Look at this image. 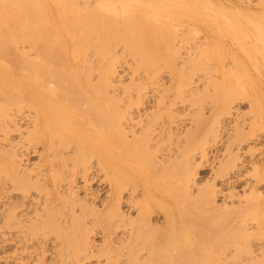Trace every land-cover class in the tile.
I'll return each instance as SVG.
<instances>
[{
  "label": "bare ground",
  "instance_id": "1",
  "mask_svg": "<svg viewBox=\"0 0 264 264\" xmlns=\"http://www.w3.org/2000/svg\"><path fill=\"white\" fill-rule=\"evenodd\" d=\"M22 1L11 0L8 7L0 9V20H3L0 21L2 25H0V54H3V57L8 56L10 59L9 62L11 64L13 63L12 65L16 63L13 61L17 59L18 66L15 68L14 66L9 67L3 66V64L0 65V74L1 71L6 73V75H0V90L4 91V93L0 92V250L1 253L2 251L5 252L8 250L7 248L11 250L10 253L6 251L7 255L3 256L5 263L208 264L214 262L213 264H240L241 259H243L241 258L240 252H237L240 248L233 247L238 249L234 252L231 250V254L234 253L231 256L226 252L228 250L230 253L229 250L232 248L230 247L231 245L229 246L230 249H228L227 246V250H223L224 252L221 251L224 246L227 245L225 243V236L222 237L223 239L221 238L222 241L224 240V244L222 242L223 247L220 244L221 242L219 243L220 245L216 244L219 241L214 244V239H205V242L212 246H209V248L211 247L209 249L207 244L203 241V235L205 234L203 233L202 235L201 233L203 232L202 229L207 227V225H217L222 223L220 221L229 222V225L230 223L239 224L241 228H244L243 226L246 224L247 220H249L250 215L260 223L262 205L260 200L256 197L257 194L254 190H252L253 193H248V195L256 194L254 197H249L246 195L247 193L245 194L248 196L245 201L247 204H243L244 202L240 199L239 203L241 205L238 209H231L232 206H229L230 209L226 207V198L231 197V201H233L238 195H235V188L239 187V185H243L244 172L246 171L243 169L247 165L240 166V164L248 161V156L245 153H249L252 149L243 154L240 153V149L243 142L247 140L251 141L253 135L257 134L258 128L256 123H250L251 130L248 132L244 130L245 127L243 125L249 124L245 123L241 125L244 128L242 127L243 129L239 133L238 131L241 127L237 126L238 122L236 123V129L239 128L237 130V139L235 137L236 135L233 136L234 138L232 137L234 140L230 136L231 140H229V142L233 141L231 145H229V142L227 145L224 144L225 147L228 146L226 150H228L229 153L226 150L223 151L229 154V157L226 156L228 159L224 164L221 163L222 165L220 164L221 166L219 165V168L215 169L212 167L210 169L212 171V173L210 172L212 174H210L212 176L211 181L208 179L205 184L200 185L202 187H199V189L197 188V194V192L194 191L195 189L193 190V184H195L196 181L195 176L203 165L206 167L209 165L206 164V161H209V153L212 148H216L217 150L219 147L217 146L219 143L218 139L222 138L219 124L222 120H218V122H214L216 119L212 120V126L214 123L215 126L212 127L210 125V127L213 129L208 125V129L203 131L198 130L194 132L196 126L193 127V132H187V130V133L185 132L186 137L182 140L184 144L179 141L180 138L176 139L179 142H177L179 145L176 143L177 147L173 142L175 139L172 140V138L179 136L171 137L176 132L173 134L168 128L169 133H167V136L169 137V134H172L169 137L171 140H169L175 147L170 144L171 147H167V149H164V147L161 148L162 145H160V142L162 141L159 140L165 137L164 135H162L163 137L160 135L158 140L155 139V141H157L156 143L154 141L155 145H153V143L149 145V142L152 140V138L148 136L149 134H144L147 137L145 138V136H143L141 140L133 135L138 141H135V138V140L132 139L133 141H129L131 134L128 137L127 131H129V129L127 128V130L125 128V120L128 119V117L130 118L127 112V109L130 107L126 108L125 105H121V99L118 97L117 90L115 91V83L113 84L111 83L112 81L109 80V74L113 75L111 74L112 72L116 73L115 70L117 67L114 65L116 63V57L112 55V52L109 53L110 51H108V47L106 46L108 45L107 43H105V45L103 41H101L102 44L99 41L101 40V32L99 33L100 37L97 36L99 40L93 38L94 40H98L95 42H93L94 40L91 38L89 32V30L92 32L93 30H97V23L101 25L103 22L109 20L108 18L105 20L106 17H108L106 13L108 10L106 9V11L104 9L105 6L101 4L96 5V2V7L93 4L95 8H92V2L89 5L88 0L83 3L78 2L79 4L76 3L75 0H53L54 3H51L49 0H41L42 4L46 7V12L43 11V13L45 12V14H43L41 12V8H43L42 4L40 3L41 5H39V7L41 6L40 9L35 5L38 0H35L36 2H34L33 5L31 4L32 2L27 4V2L30 1H24L23 3ZM8 4L9 2L3 6H7ZM33 7L35 8L34 10H37L35 13ZM14 11L16 12V16L13 14L15 13ZM36 13V17L40 13L43 16L40 15V18H35ZM17 14H19V16ZM110 15L114 16V12L111 13L110 11ZM135 18L138 19L139 17ZM132 19L134 21V17ZM146 19L147 18H145V20ZM126 20L127 18H125V22ZM140 20H138L139 24H136L140 25ZM128 21L129 19L127 22ZM132 22H130V26H132V24L134 26L135 22ZM149 22L146 21L144 26L146 23L147 26L149 24L152 25V23ZM130 23H127L128 26ZM116 24L117 29H119V22ZM108 26L110 25H107V27ZM120 27L124 26L122 25ZM157 28H159L158 25ZM139 29H141L139 30L141 34L138 31L141 36L146 30H142L141 27ZM154 29L156 30V28ZM121 30L123 31V29ZM114 31L117 32V30ZM136 31L135 29L130 30L131 33L134 32L132 33V37L134 38V34H136V37H139ZM110 32L111 31H108L107 33ZM115 32L113 33L114 36L116 35ZM127 32L124 33L126 34ZM156 32L158 33L157 30ZM162 32L161 30L160 33ZM119 33H117V35L120 36ZM103 34L104 33H102V35ZM105 34L103 35L104 37ZM152 34H154V32ZM163 34L164 32L161 34L162 37L165 35ZM129 35L131 39V34ZM154 36H156V34ZM157 36L154 39L156 42ZM121 37L124 39L122 42H125L127 36L124 37L121 33ZM144 37L145 36H143V40ZM115 39L116 37L113 39L114 43ZM170 39L172 40V38ZM18 40H24L25 42V45L22 46V48H24L22 52H20V50L18 51L15 47V45L18 44ZM136 40L137 43H139L138 38H136ZM127 41L130 42L132 40L128 38ZM98 42L100 45L97 44ZM159 42H161V40ZM114 43L113 45L110 44L114 46ZM130 43L135 47L133 42ZM165 43L168 44L169 41H165ZM139 44L141 47L145 46V48H147L144 41L142 43L143 46L141 43ZM161 44H163V42H161ZM11 45L13 49L10 47ZM92 45L94 49L95 46L98 45L96 48L98 57L101 56L99 61L98 59L96 62L93 60V52L96 51V49H92ZM112 46L109 47L111 51ZM139 47L140 46L137 48ZM141 47L140 51L138 49V52L139 54L141 52L143 59L144 57L146 59H144L145 63H147L149 62L148 60H150L148 57L149 53L145 51L143 54ZM154 47L155 46H153V48ZM155 48L157 50L158 47ZM200 48L203 47L201 46ZM89 49L93 52L91 50L87 51ZM1 51H5L6 53H2ZM15 51L17 55L14 54ZM153 52H155L154 54L157 53L156 51ZM97 53H95L96 55L94 54L95 59L97 58ZM144 60H142L143 63ZM199 61L200 60L197 62ZM198 67L200 68L201 66ZM209 68L212 69L211 66L208 67V69ZM210 69L209 72L211 71ZM215 69L217 70L215 67L212 69V73H215L216 75H214L218 77V74L213 72ZM198 70L203 72L202 67ZM97 71L100 72V75H98V77H100H97V79L95 77V79H93V77L97 75L94 72ZM213 76L211 75L210 77L213 78ZM235 85H231V87L233 86L232 90L236 88V92L233 90L234 92L231 91L232 93L230 94L233 95L234 99H238L243 95L239 92V88L237 87L239 84L236 85V87ZM180 86L185 87L184 84ZM217 87L218 86H216V88ZM112 88H114V92L117 93L111 92ZM178 90L177 95L180 92L178 96L184 98L185 94L182 96L183 90H181V88ZM226 94V98L227 96L228 99L229 97L232 98L228 93ZM203 97L202 99H204ZM212 97H214V95L208 98ZM243 97L239 99H243ZM206 99L207 98L204 100ZM234 99H231L232 101L229 100L231 102L224 103L225 109L223 108V112L220 110L222 112L221 114H224V112H226L225 114L231 113L230 106H232V102L235 101ZM158 100L160 101V99ZM175 100L173 99L172 103L176 104ZM179 100L181 101L182 99ZM12 101H16L17 103L25 102L26 104H24L27 108L24 109H27V111H16L11 109ZM159 101L157 102L159 103ZM201 102L202 100L199 103ZM131 103L132 102H130V105H132ZM199 103L197 105H199ZM203 103L204 102H202V104ZM248 115L251 114L248 113ZM242 117L244 116H241V118ZM132 118L131 115V119ZM204 118L206 117H203V119ZM234 120L236 122V118ZM247 120L244 122H251ZM127 121H130V119ZM133 121L132 119L131 124ZM200 121H202V119ZM134 122L135 127L137 121L135 120ZM147 122H150V120ZM24 125H26L29 130L24 128ZM149 125L148 127H144L146 128L144 129L142 124L140 127L143 129L141 130H145L149 133L152 124L151 127H149ZM260 125L262 124L260 123ZM131 126L129 127L130 129L134 128ZM200 127L202 126L200 125ZM247 127L248 126L245 128L246 130ZM22 129H26V132L22 131ZM134 129H131V131L133 132ZM154 131L156 130L154 129ZM151 132L153 131L151 130ZM15 133L20 134L19 137H13ZM152 134L154 135V133ZM177 134H179L180 137L183 135L181 133H176L175 135ZM220 141L222 140L220 139ZM165 142H163V145ZM234 142L239 143L235 145ZM234 145L238 147L237 150ZM38 146L43 149L41 153L39 151L41 148L39 149ZM150 146L155 148H153V152ZM155 150L158 152L163 151L162 153L164 156L159 157L160 162H156L158 160L157 155V160L154 163L152 157H156L158 153L156 152L154 156L153 153ZM252 152L255 153V151ZM252 152L249 153L250 158L253 157ZM256 154H254V157ZM29 155L39 157L38 162L32 167H29V165L25 166L27 164H24L26 161V163H28L31 160L29 159ZM197 155L201 157L202 161H205L204 164H195L194 160ZM140 157H142V160L144 159V162L147 161L149 164L153 162L156 170L159 169L161 173H156H159L162 177L156 178L157 175L154 180L160 179V181H162L165 179L163 183L165 185L161 184L164 187H162L163 189L158 188L155 181H151L154 177H152L151 180L148 179L147 173L151 172L152 169L145 166L144 169L139 167L141 165ZM161 158H163V160ZM258 160L260 161V159ZM165 162L168 163L166 164ZM256 166L257 165L253 168V173L254 176L257 177L259 168ZM171 169L177 171V174L179 171V175L176 174V179ZM153 170L155 169L153 168ZM170 171L173 172L172 177L176 180L174 181L176 183L174 187L172 185L173 179L170 181L168 179L171 173ZM248 174L253 175L251 172ZM164 175L166 178L163 177ZM217 181L222 183L220 188L216 187ZM175 192L178 194L172 195V193L174 194ZM171 195L174 196V201L170 199ZM177 196H179V200ZM220 196L224 197V202L226 201V205H223L225 206L224 208L219 205V202L217 204V199ZM242 204L244 206H242ZM235 206L233 208H235ZM250 208L253 210L251 209L252 212L248 213L247 209L250 211ZM159 216L163 217L160 224L158 222L156 223L155 220ZM217 221H219V223H217ZM251 222L252 221H250V223ZM200 227L202 229H199ZM255 227L257 228V226ZM207 228L209 229V227ZM246 229L250 233L251 230L248 228ZM246 229L244 231H246ZM187 230L190 231L188 232ZM195 230H198L197 233H200V235L196 238L197 241L190 242L191 239H194L191 232L194 233ZM239 233L243 236L241 238L243 240L248 235L246 233ZM252 234H250V236L248 235V237H251ZM97 238H100V242L97 241ZM183 239H186L187 244H184ZM217 239L220 240L218 237ZM240 241V244L243 243ZM194 243L198 244L192 246L191 244ZM217 245L220 246L218 247L221 250ZM250 247L253 251L252 245ZM212 248L218 249L217 251L214 250L216 253L212 252ZM226 253L230 258L224 259L222 257L227 256ZM252 253L254 254L255 252ZM263 253L262 250L261 257ZM3 257H0V262ZM211 257H215V259L211 260ZM245 257L246 256H244V259L247 258ZM254 259L255 260L252 261L251 264H264L259 256Z\"/></svg>",
  "mask_w": 264,
  "mask_h": 264
},
{
  "label": "rangeland",
  "instance_id": "2",
  "mask_svg": "<svg viewBox=\"0 0 264 264\" xmlns=\"http://www.w3.org/2000/svg\"><path fill=\"white\" fill-rule=\"evenodd\" d=\"M18 1H22V0H18ZM24 1L25 2L30 1V2H27V4L28 3L30 4L32 2L31 4L33 5L34 2H36L37 0L36 1L35 0L34 1L24 0ZM24 1H22V3ZM40 1L41 0H38L37 3H35V5L38 6L37 8H39V9L41 7V6L39 7V5H41L42 1H45V0H42L41 2ZM49 1L51 3H54L53 0H49ZM75 1H76V3H78V2L83 3L86 0H80V1L75 0ZM88 1H89V5L91 2H92V6L94 4L95 7L97 4H101L102 6H105V8H104L105 10L106 9L108 10V11L106 10L108 17H106L105 20H107V18L109 20L103 22L101 25H99L100 23H97L96 24L97 30L96 31L93 30V32L89 30V32L91 34L90 36L92 39L93 38L98 39V37H100L99 33L101 32L100 33L101 34V37H100L101 40H99V39L98 40L100 42L103 41V44L107 43L108 45H106V44L105 45L108 47V51H110L109 53L112 52V55L117 58V59L115 58L116 63L114 64L115 67H117L115 70L116 73L112 72L111 74H113V75L109 74V80L112 81L111 83H113V84L115 83L114 84V86H116L115 91L117 90L118 93L114 92L115 87L112 88L111 92L118 94V97L121 99V105H123V106L125 105L126 108L130 107L127 109V112L129 113L130 118L128 117V119L125 120V128L129 129V131H127L128 137L131 134V136L129 137V139H130L129 141H133L132 139H134L135 137L141 140V138L143 136H145L146 134L147 135L149 134L148 136H150L152 138V140L149 142V145H151V143H153V145H155V143L157 142V141H155V139L158 140L160 135L161 136L164 135L166 138L163 136L162 137L165 139L166 142L164 141L163 138H160L159 141H162V142H160V145H162L161 148L164 147V149H167V147H171L172 145H173V147H175L176 143L178 142L176 139H178V138H180L179 141L182 142V140L185 139L187 132H190V131L193 132L192 131L193 127L196 126V128H194V132H196L198 130L203 131L205 129H208L207 128L208 125H209V127H210V125L212 126V123H213L212 120L216 119V120H214V122H216V121L218 122V120L219 121L222 120L219 124L220 125L219 129L221 131V137L222 138H219L218 139L219 141L217 140L219 142L217 144V146H219V147L217 148V150H216V148L215 149L212 148L211 152L209 153V161H206V164H209V165L207 167L203 165L198 170V172L195 176V179H196L195 184H193V190L195 189L194 191L197 192L198 191L197 188L199 189V187H202L200 185L205 184L208 179L211 181L212 171L210 169L212 167H214L215 169L219 168L222 164H224L226 162V160L228 159L226 156L229 157V154H228L229 152H228V150H226V147L228 148V146L225 147V145H227L229 143H230L229 145H231V142H233V141L229 142V140H231V138L235 135H236L235 137L237 139L238 133L240 131H242V129L244 127L246 128V126H248L247 130L245 128H244V130L247 132L250 131L251 130L250 123L251 124L256 123L257 128H258L257 132H256L257 134L253 135V137L251 138V141L247 140V141L243 142L241 145V149H240V153H242V154L247 152V151H250L251 149L252 150L249 153H251L252 151H255V153L252 152L253 153L252 158H250V154L248 152L245 153L249 157V158L247 157L248 161H246L243 164L242 163L240 164V166L241 165H245V166L247 165L243 169L244 171L246 170L244 172L246 177L244 176V180L242 183L243 185H239V187H236L237 189L235 188V190H234V192H236L235 195L236 194H238V195H237V197L234 196L235 197L234 199L232 197L233 201H231V197L230 198L228 197V198H226L227 199L226 200L227 203H226V201L224 202V197L220 196L217 199V204L219 202V205L221 207L223 205L227 204L228 205V206L226 205L227 208L229 206L230 207L232 206L231 209H236V208L238 209L241 205L239 203L240 199L244 202L243 204H247V203H245V201L248 198V196L254 197L257 194L256 197L260 200L261 205H262V210L260 213V223H258L255 219H253V217L250 215L249 220H247L246 224L243 226L245 229L246 228L250 229L251 230L250 233L248 232L247 229H246L247 232L244 231L245 229L241 228V226L239 224H238L239 226L236 224H231V223L229 225L228 224L229 222L227 223V222L220 221V220L219 221L222 223H219V221H217V223H219L217 225H214V224H212L211 226L207 225V227H209V229L207 227H205L203 229L200 227L199 229H202V231H203L201 233L202 235H203V233L205 234V235H203L204 236V238H203L204 242L207 239H209V240L214 239L215 240L214 244L219 241L216 244H219L221 242L220 244L222 245V242L224 244V240L222 241L221 238L225 236L224 237L225 243L227 244V245H225L226 247L224 246L225 249L223 248L221 250L219 248L220 244L217 245V247L219 246L218 248L222 252H224L223 250H227L226 249L227 246H228V249H230L229 246L231 245L230 247H232V248L229 250L230 253L228 252V250L226 251L229 254V256L234 254V253L231 254V250H232V252H234L235 250L237 251L238 248L241 249V247H242L241 251H240V249H239V251H237L238 253L240 252V255L242 256L241 258H243V259H241V263L239 262L240 264H244V263L245 264H251L252 261L255 260L254 258L258 257V256L260 259H262L261 261L264 262V258H263L264 253H263V256L261 257L262 250L264 252V249H263L264 248L263 247L264 246V218H263L264 217V207H263L264 206V171H263L264 170V162H263L264 161V0H99V1L98 0H88ZM8 2H9V4L7 6H3L5 4H7ZM10 2H11V0H0V9H4V8L8 7L10 5ZM95 3H96V5H95ZM36 6H35V8H36ZM42 6H43V8H41V12L42 13H43V11L46 12V9H45L46 7L43 4H42ZM94 6L92 8H95ZM35 8L33 7V10ZM43 9H45V10H43ZM20 11H21V9H20ZM36 11L37 10H34V13ZM110 11H111V13L114 12V16L110 15ZM45 12L43 14H45ZM13 14H15V16H16V12ZM134 14L135 15L137 14V15L135 16ZM17 15L19 16V14H17ZM36 15H37V13L35 14V18H40L39 16L42 14L41 13L38 14L37 17H36ZM125 15H127V16H125ZM138 15H140V16H138ZM124 17L127 18V20L129 19V21H128L129 23L133 21L132 18L134 17V21H133V22H135L134 26H133V24H132V26H130L131 23L128 26V24H127L128 22H127V20L125 22ZM135 17H139V18L137 19ZM112 18H114L116 21L117 20H119V21L116 22ZM145 18H147V19L145 20ZM120 19H122V20L124 19L123 20L124 22ZM135 19H136V21H135ZM140 19H142V20H140ZM138 20H140V23H141L140 25H138L139 24ZM148 20L151 22H149ZM0 21H3V20H0ZM102 21H104V20H102ZM146 21L149 23H152V25H150L148 23L149 24L148 25L149 27H148L146 25L147 24L146 23L145 24L146 27H145L144 23ZM152 21L155 22L159 28H157V25L155 23H153ZM118 22H119L120 26L123 25L124 27L119 26V29H117L116 23H118ZM123 23H125V24H123ZM136 23H138V24H136ZM0 25H1V23H0ZM107 25H110V26L107 27ZM142 25L144 26V29H143ZM115 26H116V28H115ZM150 26H151L152 30H151ZM140 27L142 28V30H144V31L146 30L145 32L142 33L141 36L139 35V32H140L139 30H141V29H139ZM154 28H156V30L158 31L159 34L156 32V30ZM162 28H164V29H162ZM121 29H123L124 32H127V31H129V32H127L125 34ZM132 29L137 30L136 32L139 35V37L138 36L136 37V34H134L135 38L132 37V35H133L132 33H134V32H132V33L130 32V30H132ZM159 29H160V31H159ZM100 30H102V31H100ZM114 30H117V32H115ZM118 30H121L122 32L118 31ZM161 30L165 34V35L163 34L164 38L161 35L163 32L160 33ZM106 31L107 32L111 31L110 32L111 34L107 33ZM113 31L116 34L115 36L113 35V33H114ZM95 32L97 35L95 34ZM105 32H106V34H105ZM153 32H154V34H152ZM170 32H171V34H170ZM102 33L105 34V37L103 36L104 34L102 35ZM117 33H119L120 36L117 35ZM121 33H122V36H124V37L127 36L126 37L127 39L129 38V40H132L130 42H133L135 47H133V45H131V43L129 41H127V39H125V42H122V40L124 41V39H122L123 37H121ZM129 34H131V39H130ZM140 34H141V32H140ZM155 34H156V36L158 34L157 42H156V40H154L156 38V36H154ZM109 35H111V36H109ZM160 35H161V37H160ZM143 36H145L144 40H143ZM150 36H152V37H150ZM165 36H166V40H165ZM110 37H111V39H110ZM114 37H116V39H117V41L115 39V43L118 42L117 44L114 43V40H113ZM104 38H105V40H104ZM136 38H138V42L141 44L144 41V43H146V45H147L146 46L147 48H145V46L141 47V45L139 43H137ZM170 38H172V40ZM139 39H141L143 41H141ZM96 40H94L93 42H95ZM160 40H161V42H163L164 45L161 44V42H159ZM111 41H113V42H111ZM165 41L166 42L169 41V43L167 44V43H165ZM109 42L112 45L114 43V46H112ZM17 43L18 44L15 45L16 49L18 51L20 50V52H22V49H24V48H22V46L25 45L24 40H18ZM97 44L100 45L99 42ZM101 44H102V42H101ZM97 46L98 45L95 46V49L97 48ZM110 46H112L111 47L112 51L109 49ZM138 46H140L142 48L143 54L145 51H147L149 53L148 54L149 55L148 57L150 58V60H148L149 62L145 63L146 59H145V57H144L145 60L143 59V57H142L143 55L141 54V52L139 54L138 49L140 51V47L137 48ZM142 46H143V44H142ZM153 46L158 47V48L160 47L161 48V49L159 48L160 51L158 50V48H157V50L155 47L153 48ZM201 46L203 48H200ZM10 47L12 48V45ZM92 47H93V45L91 46V48ZM92 49H94V47ZM145 49H147V50H145ZM151 49H153V50H151ZM90 50L91 49H89L87 51H90ZM5 51H3V52H5ZM87 51H86V53H87ZM151 51L152 52L153 51H156V52L159 51V52H157L156 54H154L155 52H153V54H152ZM93 53L94 54L97 53V49ZM14 54L17 55V52L15 51ZM94 54H93L94 58L92 57L93 60H95V62H96V60L98 59V61H99L101 56L98 57V53H97V58L95 59L96 54L95 55ZM0 55L2 56V57L0 56V61L3 62V63L0 62V65L3 64V66L4 65L9 66V67L14 66L15 68L18 67L17 61H16L17 59L16 60L13 59L14 60L13 62H16V63H14V65H12L13 63L11 64L9 62L10 59L8 58V56L3 57V54H0ZM151 59L153 62L151 61ZM142 60H144V63ZM198 60H200V61L197 62ZM148 63H150V64H148ZM199 63H200V65H199ZM198 66H201L203 68V72L198 70L201 68V67L199 68ZM210 66L212 69H214V67L217 68V70L215 69L213 72H216L218 74L217 75L218 77L215 76L216 75L215 73H212V69H210V68L209 69L211 71L209 72L208 67H210ZM219 70L221 73L219 72ZM225 70L227 73L225 72ZM180 71H181V73H180ZM94 73L97 75L94 76L93 79H95V77L97 79L98 75H100V72L97 71ZM225 73H226V75L228 74L227 76H229V77H227L225 75ZM2 74L6 75V73H3V71H1L0 75H2ZM211 75L212 76L214 75L213 78L210 77ZM222 75H223V77H222ZM184 76H186V77H184ZM110 77H112V78H110ZM180 79H183V80H180ZM185 80H187V81H185ZM214 80H216V81H214ZM182 84L185 85V87L182 86L184 88H182L180 86ZM235 84L236 85L239 84L237 86L239 88V92L245 98L243 96L239 97L237 95L239 98L243 97V99H239V98L234 99L233 95L230 94V93H232L231 91H233V90H235V92H236V88H234L232 90L233 86L231 87V85H235ZM236 85H235V87H236ZM216 86H218V87L216 88ZM179 88H181V90H183L182 96L185 94L184 98H181L180 96H178L180 94V92L177 95ZM238 88H237V92H238ZM0 92L4 93V91H1V90H0ZM239 92H238V94H239ZM243 92L246 94H244ZM226 93H228L229 96H231L232 98L229 97V99H228V96L226 98V95H227ZM198 94H199V96H198ZM218 94L220 97L219 96L217 97ZM211 95H214V97L208 98ZM203 96H206V97H203ZM175 97H176V100H175ZM202 97L204 99L205 98H207V99L204 100V99H202ZM164 98L166 99V101ZM178 98L182 99V100L180 101ZM235 98H237V97H235ZM138 99H139V101H138ZM158 99H160V101ZM173 99L176 101V104L172 103ZM197 99H198V101H197ZM231 99L235 100L234 102H232L233 103L232 106H230L231 110L229 109L231 111V113L225 114L226 112H224V114H221L225 109L224 105L227 102H231L232 101ZM201 100H202V102H204L203 104H202V102L199 103ZM229 100H231V101H229ZM157 101H159V103ZM15 102H13V101L11 102V109H14L16 111H18V110L27 111V109H24V108H27V107H25V104H26L25 102H24L25 104L24 103H17V102L15 103ZM130 102H132L131 103L132 105H130ZM194 103L196 106L194 105ZM198 103H199V105H197ZM248 113L251 115H248ZM245 114H246V116H245ZM131 115L133 117L132 119L134 121L135 120L137 121L136 126H135L136 128L134 127V125H135L134 121L131 124V122H132ZM241 116H244V117L241 118ZM203 117H206L207 119L208 118L209 119L208 120L206 118L203 119ZM198 118L199 119L201 118L202 121H204V122L200 121L201 119L199 120ZM235 118H236V122L234 120ZM129 119H130V121H127ZM245 119L246 120L248 119L247 121H251V122H244V121H246ZM146 120L147 121L150 120V122H147ZM155 120H156V122H155ZM146 122H147V124H146ZM237 122H238L237 126L241 127L240 130L238 131V133H237V130L239 128L236 129L237 128L236 127ZM149 123H150V125H149ZM245 123L249 124V125H243ZM260 123L262 125H260ZM130 124L135 128V129L131 128V129H134L133 132L129 128L131 126ZM142 124H143V128L148 127V125H149V127H151V124H152L153 129L151 127V130L153 132H151V130H150V132L148 133L145 130H141V129H143L142 127H140V126H142ZM128 125H130V126H128ZM200 125L202 127H200ZM241 125H243L244 127ZM24 126H25L24 128L29 130L28 127H26V125H24ZM213 126H215V123L213 124ZM212 127H210V128L213 129ZM167 128L170 131H172L173 134H174V132L183 134V135H181V137L179 134L175 135L176 133L173 136H171L172 134H169L171 137L179 136L176 138H172V140H174V139L176 140V141L175 140L173 141L175 146H174V144L171 143V141H170L171 139L169 138L170 136L169 137L167 136V133H169ZM26 129L25 130L22 129V131L26 132ZM144 129H146V128H144ZM154 129L156 131H154ZM235 129H236V131H235ZM160 130H161V133H160ZM139 131H140V133H139ZM177 131H179V132H177ZM172 132H170V133H172ZM17 133H15V135H13V137H19L20 134H17ZM136 133H137V135H136ZM152 133H154V135ZM156 133L157 134L159 133V134L157 135ZM230 136H231V138H230ZM146 137L147 136H145V138ZM145 138H143V139H145ZM220 139L222 141H220ZM225 139H226V141H225ZM135 141H138V140L136 139ZM154 141H155V143H154ZM167 141H168V143H167ZM163 142H165L164 145H163ZM178 143H177V145H179ZM236 143L238 144L239 142H236ZM236 143L234 142L235 145H237ZM248 143H249V145H248ZM170 144H171V146H170ZM152 146H150V147H152ZM234 146H233V148H234ZM38 147H39V149L41 148V150H39L41 153L43 151V149L40 146H38ZM153 148L154 147H152V152H153ZM235 149L237 150L238 147L235 146ZM225 150L228 153L223 152ZM156 152H158V151L155 150V152L153 153L154 156H155ZM162 152L163 151H159L156 154V157H152L154 160V161L153 160L152 161L154 163L157 159L158 160L156 162H160L159 157L164 156ZM223 153H224V155H223ZM226 154H228V155H226ZM254 154H256L255 157H254ZM157 155H158V158H157ZM141 158L142 157H140V159ZM29 159H31L28 162L29 164L26 163L27 161L24 164H27L25 166L29 165V167H32L35 163L38 162L39 157L29 155ZM161 159L163 160V158H161ZM258 159H260V161ZM141 160H140L141 165L140 166L138 165V166L141 169H144V166L149 167L152 170L154 168L155 170H153V171L151 170V172L147 173V177L149 180H151L152 177H154L151 181H155V184L157 185V187L163 189L164 188L163 185H165V184H163L165 179H163V180L161 179L162 181H160V179L154 180L155 176H157V175L158 176L156 178L162 177L159 175V173H161L159 171V169H157L158 171L156 170V167L154 166L155 164L153 162H150L151 164H153V165H151L147 161L144 162V159L142 161ZM256 160L259 162H257ZM194 161H195L196 165H198L197 163H199V164L203 163L204 164V162H205V161H202V159L199 155L196 156ZM220 161H222V162H220ZM249 161H251V162H249ZM141 162H144V163H141ZM146 163L148 166L146 165ZM165 163L167 164L168 162H165ZM255 165H257L256 167L259 168L257 177L254 176V173H253L254 172L253 168ZM0 170H1V168H0ZM171 170L174 173L172 171H170L171 173H170V176L168 177L169 181L171 179H173L172 173H173V176L175 177V179H176L177 175H179V171L177 174V171H174V169H171ZM156 172H159V173L157 174ZM249 172H251L253 175L248 174ZM163 177L166 178L165 175ZM174 181H176V180L173 179V184H172L173 187L176 184ZM158 182H159V184H158ZM161 184H163V185H161ZM246 185H247V187H246ZM221 186H222V183L220 181H217L216 187L220 188ZM249 187L251 188V191L254 190V192L256 193V194L254 193L255 195H248L249 192H250L249 194L253 193V191L252 192L250 191ZM175 194H176V192L174 194L172 193V195H175ZM197 194H198V192H197ZM245 194L248 196H246ZM172 195H171L170 199L172 201H174L173 200L174 196H172ZM178 198H179V196H177V199ZM243 204H242V206H244ZM233 205L234 206L238 205V206L237 207L235 206V208H233L234 207ZM224 207L225 206H223L222 208H224ZM230 207H229V209H230ZM251 209L252 208H250V211L247 209L248 213L252 212ZM155 220H156V223L158 222L160 224L161 221L163 220V217L159 216ZM250 221H252L251 222L252 225H251ZM256 223H257V225H256ZM249 226H251V227H249ZM255 226H257V228ZM235 227L237 228V231H236ZM187 231L189 232L190 230H187ZM242 231H244V232H242ZM197 232H198V230H195L194 233L191 232V235L194 237V239H191L190 242L197 241L196 238H198L199 237L198 235H200V233H197ZM239 232L244 233V234L246 233L249 236L252 233H255V234H252L253 236L251 235V237H248V235H247L248 238L247 237L245 238V236H244L245 239L243 240V239H241L243 236H241V234ZM244 234H242V235H244ZM216 236L220 240H218ZM97 239H98L97 241L100 242V238H97ZM240 240L241 241L243 240L242 241L243 243H241L242 245L239 243ZM226 241L229 243H227ZM183 242H184V244H187L186 239H183ZM245 242H247V243H245ZM205 243L207 244L208 248H209V246H211V244L209 245L207 242H205ZM209 243H210V241H209ZM211 243H212V241H211ZM231 243L232 244L234 243L233 246ZM197 244L198 243H194L191 245L193 246V245H197ZM250 244L252 245V249H254L255 251L251 250ZM240 245H241V247H240ZM217 247H215V248H217ZM222 247H223V245H222ZM233 247H238V248H233ZM246 247H247V249H246ZM256 248L261 252H259ZM7 249H8V250H6L7 253H10L11 250L9 248H7ZM212 249H213V251H212ZM212 249H211V251L214 253L215 252L214 250H216V249H214V248H212ZM6 251L5 252L2 251V253H1V250H0V257L6 256L7 255ZM218 252H217V254H218ZM252 252H255V253L253 254ZM227 253H226L227 256H222L224 259L230 258ZM223 254H225V253H223ZM251 255H252V257H251ZM244 256H246L247 258L245 257L246 259H244ZM252 258H253V260H252ZM214 259H215V257H213L211 260H214ZM187 261H188V259H187ZM213 263H208V264H213ZM0 264H6L4 257H3L2 261L0 262Z\"/></svg>",
  "mask_w": 264,
  "mask_h": 264
}]
</instances>
